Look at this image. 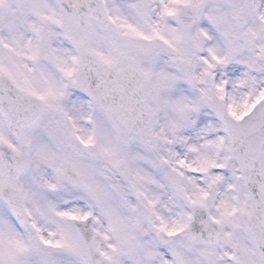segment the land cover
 Masks as SVG:
<instances>
[{
	"label": "snow or ice",
	"instance_id": "obj_1",
	"mask_svg": "<svg viewBox=\"0 0 264 264\" xmlns=\"http://www.w3.org/2000/svg\"><path fill=\"white\" fill-rule=\"evenodd\" d=\"M0 264H264V0H0Z\"/></svg>",
	"mask_w": 264,
	"mask_h": 264
}]
</instances>
